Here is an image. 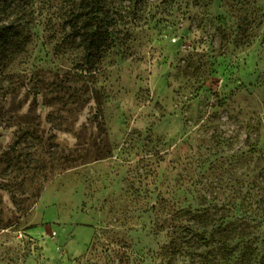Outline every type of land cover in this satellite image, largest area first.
I'll return each instance as SVG.
<instances>
[{"label":"rangeland","instance_id":"1","mask_svg":"<svg viewBox=\"0 0 264 264\" xmlns=\"http://www.w3.org/2000/svg\"><path fill=\"white\" fill-rule=\"evenodd\" d=\"M87 19L112 35L92 56ZM0 21V264H137L128 0H0Z\"/></svg>","mask_w":264,"mask_h":264},{"label":"trees","instance_id":"2","mask_svg":"<svg viewBox=\"0 0 264 264\" xmlns=\"http://www.w3.org/2000/svg\"><path fill=\"white\" fill-rule=\"evenodd\" d=\"M98 19V18H97ZM94 20V19H93ZM88 23L85 27H87V30L84 32H79V36L81 37V41L84 47V50H86V54L88 56H92V54L100 51H104V49L108 45L109 39H111L112 35L108 32L106 29L105 32H102V28L105 25L104 19L101 20V27L94 28L90 30L88 27L91 26L92 20L87 19ZM90 30V31H89ZM15 26L11 24V22H2L0 21V46L6 47L4 51L8 49L7 45L8 43H11L13 40V36L16 35Z\"/></svg>","mask_w":264,"mask_h":264}]
</instances>
